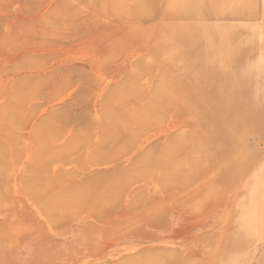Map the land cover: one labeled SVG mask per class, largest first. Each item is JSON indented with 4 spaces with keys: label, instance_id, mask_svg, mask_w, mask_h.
I'll list each match as a JSON object with an SVG mask.
<instances>
[{
    "label": "rangeland",
    "instance_id": "1",
    "mask_svg": "<svg viewBox=\"0 0 264 264\" xmlns=\"http://www.w3.org/2000/svg\"><path fill=\"white\" fill-rule=\"evenodd\" d=\"M139 1L0 0V264H264V183L253 172L249 186L235 177L230 186L212 160L176 102L197 83L175 95L180 58L151 57L154 6ZM215 8L227 32L202 41L204 51L238 26L261 58L264 0ZM234 9L250 16L235 23ZM101 195L108 205L88 209ZM76 197L90 204L68 207Z\"/></svg>",
    "mask_w": 264,
    "mask_h": 264
},
{
    "label": "bare ground",
    "instance_id": "2",
    "mask_svg": "<svg viewBox=\"0 0 264 264\" xmlns=\"http://www.w3.org/2000/svg\"><path fill=\"white\" fill-rule=\"evenodd\" d=\"M142 1H144V0H142ZM142 1H139V2L141 3ZM151 1L153 3L154 9H153L152 13H150L151 12L150 11V12H148V14L153 16L154 20H155V23L152 22V24L150 26L157 28L158 33H156L157 35H155L153 39H154V42L158 43V47H157V52L152 53L153 56L151 55V53L149 55H151V57H155V56H157V57L161 56L162 57L163 56V58L165 59L164 60L165 63H167L172 58L174 59V57L175 58L178 57V58H180V59H178L179 60L178 62H181V66L184 65L182 67L180 65H177L178 63L175 65L176 62L174 63L173 61H172L173 65L171 64L172 68H174L175 72H176L174 80L178 81L177 86H176V89H177L176 94L174 93L175 92L174 89L173 90L171 89V91H173V93H172L173 99H174V94L176 96L178 95L179 97H181L182 91L185 88H187L188 85H190L193 82L197 83V84H195V87L192 90L191 96H189L188 98H186L184 96L183 98L176 100V102H179L180 105H183L184 110L182 109V112L188 114L190 116V118L193 119L195 121V123H197V128H198V132L200 135L199 140L201 141V143L204 146H208V150H209L208 153L210 155L212 154L211 155L213 157L212 160L215 161L217 158H219L221 160L217 163L218 168L231 181L230 186L235 181L234 177L238 179V180H236L237 184L241 185L242 183L243 184L245 183L246 187L249 186L253 180L250 178V175L253 172H256L257 174H259L257 176L259 178L258 183H264V175H263V171H264V54H262L260 56L261 58H259L258 60L255 59L257 55H254L252 50H251L252 44H250L251 42H250L249 35L247 34L246 30H243L240 28L237 29L238 26H235V29L234 30L232 29V31L230 32L233 34L232 36H229V37L227 36L226 39L224 38V39H221L218 42H216L210 46L208 45L206 47V51H204L205 48H203L201 46L202 41H204V40L207 41L210 39L212 41L213 37L216 34L221 33L222 34L221 36H225L226 35L225 33L227 32L226 29L223 30L222 28H217L218 27L217 23L213 22L215 20V17H216V19H218L217 17H219V19L223 18L222 14L216 10L218 8H215L216 3H218V0H179L178 3H177V0H151ZM225 1L229 2L230 0H225ZM146 2H147V0H146ZM151 7H149V8H151ZM147 8L148 7L146 6V11H147ZM238 10L239 9H237V10L234 9V11L228 16V19L229 20H235L234 22L239 24V23H243V22H238V21H243L244 19H247L248 15L250 16V14L248 12H246V13H248L246 16L245 11H240V10L238 11ZM258 10H260V8H258ZM239 13H241V14H239ZM252 15H255V13ZM250 18H255V16L250 17ZM252 21H253V19H252ZM217 29H219V30L217 31ZM229 38L234 39L235 46H234V49L232 51L227 53V52L222 51L223 50L222 48H224L223 46L225 45L226 41ZM165 40H166V42H165ZM241 41L244 43L249 41L248 46H249L250 50H242V51L238 50L237 46H239ZM184 42L187 43V45L185 46V44H184L185 47L182 48L183 47L182 43H184ZM262 44L264 46V43H262ZM199 50H202L203 53L199 54ZM255 52L256 51H254V53ZM163 58H161V61L163 60ZM175 60H177V59H175ZM254 61H256V62L254 63ZM225 62H227L228 66H227V68L224 69L221 66L223 64L226 65ZM253 64H254V66H253ZM187 66H188V68H189V66L191 68L188 69ZM251 69H253V71ZM254 69H257L259 73L254 75L253 77H251L249 80H247L246 76L248 74H250V72H254ZM161 78H162V76H161ZM162 80H160V81H162ZM165 80L166 79L164 78L163 81L165 83H168ZM220 82H223L224 85L217 86V83H220ZM229 82L233 83V85H234V83L236 84V85H234V91L232 94H230L228 92V89L230 88V86L228 85ZM238 83H241V84L239 85ZM162 84H163V82H162ZM165 85L166 84H164V86ZM168 85H167V88H168ZM159 86H160V84H159ZM171 91H168V92H171ZM172 94H170V95H172ZM166 101H168V100H166ZM157 103H160V102H157ZM170 103H172V102H170ZM120 106H118V110H119ZM125 125H127V123ZM129 125H131L130 122H129L128 126ZM2 126H4V124ZM108 128H110V127H108ZM119 128H114V129L119 131ZM121 128H120V130H121ZM3 129H4V127H3ZM42 135H43V132H42ZM240 136H241V138L243 136L246 137V139H247L246 145H244V143L240 141ZM219 142L227 143V144L225 145V147L223 149H215V147L217 146V144ZM236 143H238L241 146V148H242L241 153H239V152L237 153V150L233 148V146ZM232 149H234L236 151H232ZM231 153H232V155H230ZM236 154H237V156H235ZM0 161H1V159H0ZM179 168H181V167H179ZM170 170H168V172H166V173L170 174V172H172ZM174 171L175 170H173V172ZM180 173L181 172H179V174ZM175 175L178 176L177 173ZM180 177H181V175H180ZM159 180H161V179L159 178ZM152 181H153V178H152ZM187 181H185V182H187ZM192 181H193V179H192ZM35 184H37V183H35ZM162 184H163V182H162ZM183 184H184V182H182V185ZM164 185H165V183H164ZM180 185H181V182H180ZM165 187H166V185L164 186V188ZM169 187H171V185H169ZM50 188L51 187H49V190H50ZM174 189L176 190V188H174ZM180 189H182V188H180ZM171 190H172V187H171ZM54 191H52V192H54ZM31 192H32V189H31ZM231 192L232 191L230 190V192H228V193H231ZM54 193H56V192H54ZM69 194H72V193H69ZM102 195H103V197H105L104 194H102ZM102 195H101L102 199H100L98 197L97 198L93 197L94 199L93 198L89 199L92 203L94 202V204L92 205L88 202L87 204H90V205H88L87 208L90 209L95 204L96 205L98 204V206H96L97 208L95 209V211H97L99 205H103L104 203H105L104 205H106V203H107V202H105L106 198L104 199L102 197ZM108 195H110V194L108 193ZM165 195H166V193H165ZM57 196H59V195H57ZM92 196H93V194H92ZM81 197H82V195H81ZM172 197H173V195H172ZM72 199H70L71 201H69V204L67 203V205H69L68 207H70V205H73V203H75L77 200L80 201L79 204L73 205L74 207H76V210H77V208L78 209H80V207L82 208L84 205L87 206L86 203L82 202L83 201L82 198L76 197L75 199H73V200ZM96 199H99V200L97 201ZM166 200H167V198H166ZM66 202H68V200ZM107 205H108V203H107ZM111 205H112V203H111ZM109 207H110V205H109ZM52 209L54 210L55 208L52 207L50 210H52ZM65 209H67V208H65ZM46 210H48V209H46ZM91 210L94 211V208H91ZM85 211H86V209H85ZM47 212H49V211H47ZM54 213H57L56 209H55V212H53V213L51 211V213H50V214H52L51 216H53ZM97 213H98V211H97ZM67 214H68V212H67ZM59 217H61V215ZM54 219H56V218H54ZM240 240H241V238H239L237 241H240ZM236 244H238V242H236ZM234 245H235V242H234ZM242 245L243 244H241V246ZM237 246H236V248H237ZM29 259H31V258H29ZM157 260H159V259H157ZM157 260L154 259V262L152 264H154L155 261H157ZM183 260H181L182 261L181 263H183ZM30 262H31V260H30ZM37 262H35V263H37ZM222 262H224V261H222Z\"/></svg>",
    "mask_w": 264,
    "mask_h": 264
}]
</instances>
